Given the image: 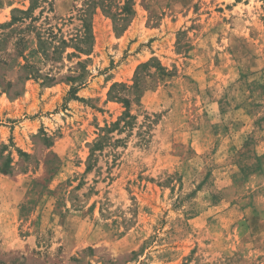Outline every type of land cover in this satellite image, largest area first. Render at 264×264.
Here are the masks:
<instances>
[{
  "label": "rangeland",
  "instance_id": "obj_1",
  "mask_svg": "<svg viewBox=\"0 0 264 264\" xmlns=\"http://www.w3.org/2000/svg\"><path fill=\"white\" fill-rule=\"evenodd\" d=\"M48 1L0 0V264H264V0L92 4L89 55Z\"/></svg>",
  "mask_w": 264,
  "mask_h": 264
},
{
  "label": "trees",
  "instance_id": "obj_2",
  "mask_svg": "<svg viewBox=\"0 0 264 264\" xmlns=\"http://www.w3.org/2000/svg\"><path fill=\"white\" fill-rule=\"evenodd\" d=\"M41 3L49 5L51 4V1L49 2L48 0H29V6L26 10L14 8L12 10L11 20L8 22V25L12 26L17 22H19L20 25H22L24 24V20L28 17L31 20H35V17L32 16L33 15L32 13L34 12L36 8L41 6ZM92 4H95V6L98 4L101 10L105 12L112 19L113 29L115 30V33L120 32L118 31L119 28H120L119 30L121 31L124 30L125 26H127L128 22L133 18L134 13H135L133 7L131 6L132 4L129 3V0L124 2L122 6H117L115 11L111 10L110 4H102V0H91L90 2H88L87 6L85 8L79 9L77 13V17L80 21V29H77V32L69 38V41L71 42L70 44L71 47L74 49V51L78 55L80 54L89 55L90 52L92 51L93 34L91 30V21H90L91 17L89 16V7ZM42 11L43 10H41V12ZM15 13H20L21 16H16ZM28 27L29 26H26L25 28H28ZM45 32L46 31H43V32L36 31L35 32V35H36V38L39 44L38 46L41 47L43 50H45L46 46L48 44H51L52 43L51 41H53L54 39L52 32L49 31L47 32V35L44 36ZM57 42H59V44L66 43L65 39L63 38H60L59 40H57ZM57 47L58 46L53 45L52 46L53 51ZM77 57L79 58V56ZM23 60H24V63L20 65L22 69L31 67V64L29 63V60L27 59V57L23 56ZM77 64L81 65L82 62H80L79 60ZM147 65H149L148 62L144 63L143 67ZM85 71L87 72V70ZM28 75H30L29 72L28 74H26L25 78H27ZM80 77H82V75L77 74V75L67 76L66 79L67 80H77V79H80ZM49 79H53V77ZM122 86H123L122 83L115 82L112 84L110 91H114L116 88L122 87ZM139 87H140L139 80H133V84L131 85V88L134 90H137ZM69 92L71 94H75V88H72Z\"/></svg>",
  "mask_w": 264,
  "mask_h": 264
}]
</instances>
